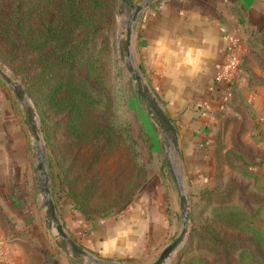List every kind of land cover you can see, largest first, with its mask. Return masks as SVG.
Listing matches in <instances>:
<instances>
[{
  "label": "crops",
  "instance_id": "0c3cea01",
  "mask_svg": "<svg viewBox=\"0 0 264 264\" xmlns=\"http://www.w3.org/2000/svg\"><path fill=\"white\" fill-rule=\"evenodd\" d=\"M136 30L135 57L173 124L186 177L209 182L217 141L222 152L232 147L230 135L245 131L240 132V124L247 126L245 139L259 148L253 161L264 156V0H158L143 11ZM230 48L241 61L240 73L231 97L220 105L222 87L214 75ZM19 125L12 90L0 79V203L14 209L20 193L8 157L22 146ZM248 168L264 178V159ZM166 200L173 209L171 195L156 184L154 191L142 192L115 214L86 220L68 210L64 225L71 221L68 234L84 248L119 259L138 247L142 228L150 227L154 243L162 240L166 211L161 205ZM13 208L11 220L25 219ZM55 209L64 221L56 204ZM25 228L30 233L29 223ZM4 234L11 236L8 263L27 264L31 242L0 226Z\"/></svg>",
  "mask_w": 264,
  "mask_h": 264
},
{
  "label": "rangeland",
  "instance_id": "374dc122",
  "mask_svg": "<svg viewBox=\"0 0 264 264\" xmlns=\"http://www.w3.org/2000/svg\"><path fill=\"white\" fill-rule=\"evenodd\" d=\"M139 1L141 0H130L132 4ZM157 1L152 0L137 14L133 23L131 53L136 68L143 75L151 90L158 98L153 87L150 85L149 75L138 65L134 47L135 35L137 33L136 26H138L141 20L142 13L148 6ZM129 9V3L120 1L114 18V29L111 34L110 43H113L112 47L108 48V50L105 49L100 59L103 68V80L106 82V85L108 83L114 85L110 90L112 91V96H114L111 102V110L113 111L112 119L115 123L120 121L121 114L125 108L124 119L133 141L135 175L132 183L129 182L130 172L126 174L124 170L126 164L129 163L130 152L128 150L130 149L122 141V138H119L118 134L115 143L111 147L112 149H102V153L99 154L92 167L84 168L78 176L76 171L79 166L84 165L87 157L91 155L92 149L87 144L83 145L80 142H75L74 138L68 135L60 113L52 111L43 102L38 111L34 107L28 92L26 94L36 112L40 139L39 146L44 156L43 168L46 171V181L50 187L51 197L53 201H56V205H58V211H60V214H63V225L68 219L67 211H71L72 209L70 201H73V196L77 195L76 200H78L83 197L84 193H89L91 190L93 191L92 195L89 194L83 200V206L87 207V216L91 219L102 217L105 214L110 215L108 213L109 210L115 209L117 205L121 204L129 193L131 194L132 192L131 201L142 192L146 194L148 191H154L156 184L162 185V189L164 188L167 196L171 195L173 209L170 207L171 205L169 206L167 200L161 205L166 211L162 240L154 243V239L149 234L150 227L142 228L139 230L141 242L138 244V247L134 248L132 253H126L123 254V257L114 259L124 264H148L157 256L162 247L172 241L178 233L181 227V219L173 174L170 170V165L164 159L159 138L153 129L152 123H150V114L146 110L145 100L137 95L129 75L118 59L117 38L119 36V29L122 27ZM16 75L22 82L19 75ZM8 87L11 89L10 85ZM12 95L14 107L20 119L17 132L23 138V143L21 144L22 146L19 145L22 149L20 150L18 147L17 150H14L15 155L8 157V160L13 166L12 175L13 180H15L13 185L19 190L20 203L14 204L16 209L13 208V205H3L0 203V226L5 230L9 228V230L13 231V234L22 235L23 238L31 242L32 251L26 256L28 258L27 264H89L73 259L62 252L54 243L50 225L44 221L42 216V204L38 191L39 178L34 164V152L31 147L30 135L26 128L25 111L20 108L13 92ZM124 98L126 101L121 104ZM239 126L240 132L245 130L244 133L242 132L238 136L231 134V137H229V141L235 151L234 154L229 152L224 155L221 149H218V147L214 148L212 155V160L214 161L213 177L206 184L204 180H200L202 178L198 180V178L186 177L179 156L174 150H166L186 192L189 215L187 233L183 242L163 264H182L183 260L191 256H198L202 259L206 258L212 264H237L236 253L238 248H234L230 255L224 256L218 251L211 250L206 245H202L204 244L203 242H198L200 244L198 245L193 239L191 243H187L194 221L207 219L210 207L218 199L221 202L229 201L243 205L248 210L259 208L257 209L258 214L256 219L253 220V224L263 230L261 242L256 241L249 233L243 232H233L229 237L237 241L246 240L247 244L251 245L250 249L256 255L262 256L261 258L264 260V219H260L261 217L264 218V206H258V202L264 200V191L260 189L264 184L259 185V181L258 184L255 183L256 181L253 182V178L250 177L251 174L245 170L247 169L245 163L254 158L259 148L255 147L250 140L245 139L244 135L246 134L247 126L244 124H240ZM235 127L236 123L233 124V128ZM70 141L73 143L68 145ZM216 144L218 145L219 141ZM90 182L96 188H88ZM210 187L214 189H211L214 193L206 191ZM203 192L206 193L204 195L208 196L206 200L200 199ZM138 201L139 199L136 202ZM105 202L106 206L103 207ZM10 208H13L17 214L23 215L25 219L20 220L16 218L11 220V217L15 216V214ZM172 210L175 211L173 215ZM172 217L174 218L172 219ZM59 218L61 220V216ZM26 222L29 223L31 234L25 228ZM71 227H73L71 221L68 226L64 225L66 231ZM186 245L187 247L185 248ZM125 247L123 249L127 250L128 245H125ZM85 249L100 258L112 259L100 255L97 251L86 247ZM198 263L200 264L199 261Z\"/></svg>",
  "mask_w": 264,
  "mask_h": 264
},
{
  "label": "trees",
  "instance_id": "16d2710c",
  "mask_svg": "<svg viewBox=\"0 0 264 264\" xmlns=\"http://www.w3.org/2000/svg\"><path fill=\"white\" fill-rule=\"evenodd\" d=\"M119 3L120 0H0V58L19 75L38 111L43 102L52 111L60 113L68 135L92 149L84 165L76 171L78 176L84 168L92 167L102 149H112L118 134L130 149L129 163L124 170L126 174L130 172L129 182L132 183L135 175L133 141L124 119L125 108L120 121L115 123L111 110L114 96L110 90L114 85H106L103 80L100 59L104 50L112 47L110 40ZM123 100L121 104L126 101ZM217 147L220 149L219 144ZM223 152L224 155L235 153L232 147ZM263 159L264 156L245 163V170L251 174L253 182H260L259 185L264 184V178L248 166ZM93 187L90 182L88 188ZM211 189L214 190L210 187L206 191L214 193ZM260 189L264 191V185ZM205 192L200 199L206 200ZM92 193V190L84 193L78 200L77 195L73 196V201L68 199L72 209L86 220L91 218L87 216L83 200ZM131 194L108 213L123 210ZM259 205L263 207L264 200L259 201ZM257 209L248 210L243 205L218 199L210 207L207 219L194 221L187 243L193 239L197 244L203 242L202 245L224 256L238 248L237 264H264L262 256L256 255L246 240L229 237L233 232H243L261 242L263 230L253 224ZM198 261L212 264L198 256L188 257L182 264H199Z\"/></svg>",
  "mask_w": 264,
  "mask_h": 264
},
{
  "label": "water",
  "instance_id": "95a60500",
  "mask_svg": "<svg viewBox=\"0 0 264 264\" xmlns=\"http://www.w3.org/2000/svg\"><path fill=\"white\" fill-rule=\"evenodd\" d=\"M120 1L129 3L130 9L122 27L119 29V36L117 38L118 59L129 75L137 95L145 100L144 104L146 106V110L150 114L153 129L159 138L164 159L168 165H170V170L173 174L178 194V204L181 219L180 230L174 236L172 241L163 246L157 256L150 263H148L163 264V262L168 259L173 254V252H175L186 236L189 215L188 200L179 175L166 152V150H174V152L178 155L173 124L171 123L162 104L151 90L149 84L136 68L131 53L133 23L137 14L152 0H141L134 4H132L130 0ZM0 79L7 85H10L20 108L25 111L27 122L26 128L30 135L31 147L34 152V164L39 178L38 191L40 202L42 204V216L44 221L50 225L54 243L62 252L79 262L89 264H124L119 260L105 259L96 256L77 243L65 230L63 222L56 213L54 201L50 193V187L46 181V171L43 168L44 156L39 146V129L37 125L35 109L26 94L22 82L1 58Z\"/></svg>",
  "mask_w": 264,
  "mask_h": 264
},
{
  "label": "built area",
  "instance_id": "2783aa9c",
  "mask_svg": "<svg viewBox=\"0 0 264 264\" xmlns=\"http://www.w3.org/2000/svg\"><path fill=\"white\" fill-rule=\"evenodd\" d=\"M232 45L235 44V39L231 36L228 37ZM239 57L230 50L227 52L224 59L223 67L214 75V81L221 84V103L220 105L227 101L230 96L231 82L236 80L240 73ZM11 236L0 235V264L8 263V245L10 243Z\"/></svg>",
  "mask_w": 264,
  "mask_h": 264
}]
</instances>
